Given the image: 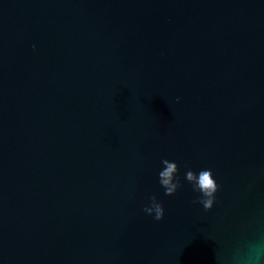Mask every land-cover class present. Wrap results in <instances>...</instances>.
Wrapping results in <instances>:
<instances>
[{"label": "water", "instance_id": "95a60500", "mask_svg": "<svg viewBox=\"0 0 264 264\" xmlns=\"http://www.w3.org/2000/svg\"><path fill=\"white\" fill-rule=\"evenodd\" d=\"M0 264H264V0H0Z\"/></svg>", "mask_w": 264, "mask_h": 264}, {"label": "clouds", "instance_id": "9594fccd", "mask_svg": "<svg viewBox=\"0 0 264 264\" xmlns=\"http://www.w3.org/2000/svg\"><path fill=\"white\" fill-rule=\"evenodd\" d=\"M179 99V97H177ZM163 167L159 171L160 183L164 186L165 192L169 195L174 194L180 187V180L178 177L179 164L175 160L164 159ZM186 178L193 182V188L201 193L197 200L206 209H211L217 200V192L220 185L214 176V172L211 168H201L197 173L194 170L189 169L186 172ZM144 211L150 215H153L155 219H163L165 215V208L163 203L158 197L153 194L151 196V202L144 206Z\"/></svg>", "mask_w": 264, "mask_h": 264}]
</instances>
